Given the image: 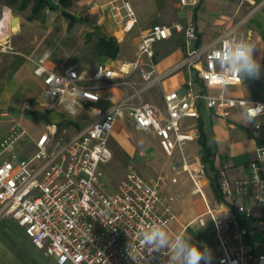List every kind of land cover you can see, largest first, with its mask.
<instances>
[{"label": "built area", "instance_id": "2783aa9c", "mask_svg": "<svg viewBox=\"0 0 264 264\" xmlns=\"http://www.w3.org/2000/svg\"><path fill=\"white\" fill-rule=\"evenodd\" d=\"M121 15L124 29L130 31L136 23L134 10L129 0L122 5L113 4ZM171 30L184 32L188 51L186 58L174 68L158 73L154 62L155 43L168 37ZM197 35L194 25L182 22L155 23L142 32L136 59L129 68H114L105 62L97 64L92 74L82 72L76 64L63 72L49 70L45 66L46 56L36 61L35 73L43 76L45 95L58 104L66 105L71 113L85 103H97L102 98L113 101L104 111L92 107L98 117L88 126L67 139V128L61 129L56 146L50 150L52 134L60 128L50 122L46 131L38 138L36 151L24 157L17 152V143L25 135L21 126L12 127L0 137V149L8 155L0 160V213L21 224L33 242L47 254L53 255L61 264H166L167 257L140 247L142 232L150 224L174 220L173 201L181 194L165 192L161 180L147 181L133 162L126 165V176L116 189H109L100 164L112 157L109 140L116 120L128 109L136 126L142 130L154 129L171 151L178 147L184 153L187 140L198 135V128L184 131L180 124L186 117H199L200 104L217 108L228 115L234 108H243L248 114L254 106L264 107V100H248L243 97L215 94L209 91L181 94L177 90L164 93L166 112L148 102H134L141 90L154 82L161 81L175 70L188 67L206 84L239 85L242 82L221 74L214 53L222 41L238 39L233 28H224L219 43L207 47H191L189 42ZM2 49L0 48V52ZM144 58H148L145 61ZM140 69L144 83L138 88L130 78L133 70ZM192 84V80L188 82ZM111 84L121 86L125 96L116 100L113 93L103 96V89ZM132 87L133 91H127ZM26 109L29 102L23 103ZM48 108H53L47 104ZM254 130L264 129V109H258L253 117ZM257 156L250 162L251 175L247 178L231 179L227 166L218 170V186L225 197L242 198L241 204L226 206L223 215L218 208L208 205L212 216L214 239L217 244L204 242L200 246L211 249L212 264H264V252H257L245 241L249 229L240 221V216L252 217L253 211L246 200L251 197L256 207L264 206V144L256 148ZM195 181L194 192L202 190L205 176L204 165L192 169L184 161ZM232 204V203H229ZM198 222L207 226L204 216ZM262 220L256 226H263ZM235 227V229H234ZM143 256L144 260L140 258ZM131 257H136L134 261Z\"/></svg>", "mask_w": 264, "mask_h": 264}, {"label": "crops", "instance_id": "0c3cea01", "mask_svg": "<svg viewBox=\"0 0 264 264\" xmlns=\"http://www.w3.org/2000/svg\"><path fill=\"white\" fill-rule=\"evenodd\" d=\"M58 1V0H57ZM55 1V2H57ZM136 18V23L130 31L124 29V22L121 15L126 9L122 7L120 14L113 9V4L122 5L123 0H73L67 8L76 20L71 23L69 17L60 12L68 19L67 28L73 29L76 24H80L79 34L87 35L95 32L96 39L93 46L100 37H114L120 46L117 57L97 56L94 62L75 59H67V55L62 53L61 59L55 58L53 48L48 51L39 52L37 56L16 52L10 49L11 46L17 48L18 34L23 29L24 21L20 14L13 12L7 4L0 8V116L6 117L0 120V137L5 135L12 127L21 126L25 129V135L17 143V152L22 156H32L37 148L38 138L46 131L50 122L58 123L60 128L52 134L49 145L50 150L56 146V142L61 135V129L66 127V137L71 138L77 132L88 126L98 117V113L92 111V107L104 111L110 107L113 101L102 98L97 103L88 102L83 106H78L75 113H71L66 105L58 104L45 95L44 78L35 73L36 61L46 56L45 66L49 70L63 72L66 67L76 64L79 69L87 74H92L100 62H105L114 68L120 66L127 67L136 59L138 43L142 32L155 23L182 22L184 25H194L197 35L189 44L191 47H207L212 43H219V37L224 28H233L238 39H244L254 46L253 56L261 65L259 78H246L239 85L206 84L196 74L195 70L188 67L175 70L164 77L161 81L154 82L150 86L141 90V96L134 98V102L148 101L165 114L166 106L164 93L177 90L184 94L188 91L200 92L209 91L215 94L243 97L248 100H264V0H129ZM50 10V9H48ZM54 11V10H51ZM17 16L18 23L13 25V17ZM4 39V40H1ZM86 40H91L86 36ZM188 43L184 32L171 30L168 37L158 40L155 43L154 62L158 73H163L180 64L187 56ZM48 53V54H45ZM34 56V58H33ZM148 61V58H144ZM130 78L136 81L139 88L144 79L140 69L131 72ZM192 80L190 85L188 82ZM127 91L132 92L133 88L128 87ZM113 93L116 100L125 96V91L121 86L111 84L107 89H103L101 94L107 96ZM29 102L31 108L26 109L24 102ZM51 104L53 108H48ZM254 119L249 117L243 108H234L228 115L222 114L217 108H210L200 104L199 117H186L181 120V128L186 131L191 128H198V135L187 140L184 146V153L176 147L169 150L164 139L154 130H142L138 128L134 119L126 109L116 120L109 140L112 157L108 162L100 164L104 174V180L109 189H116L119 182L125 178L128 162H133L143 178L149 182L161 180L162 188L165 192L173 194L179 188L170 189L177 183V178L181 173H186L188 179L192 181L190 193L200 194L194 201L197 204V211H192L191 202L173 201L175 218L170 224L169 236L174 237L180 232H187L195 224L202 227L198 222L199 216L209 215L210 224L203 226L202 231L191 230L192 242L198 247L208 240V227L212 226V216L208 212V205L221 210L223 215L225 205L241 204L242 198L225 197L218 186V170L227 166V171L231 179L247 178L251 175L250 162L257 156L256 148L264 144V129L256 132L253 127ZM200 128L203 131V139L207 147L211 150L210 159L205 163L202 160V138ZM131 130L152 134L156 138L162 150L171 159L160 160L156 150L149 147L145 140H134L130 134ZM8 155V151L2 152L0 149V160ZM198 170L200 164L206 166L205 176L202 179L203 193L194 192L195 181L191 176L187 166ZM113 164L115 174L108 175L104 166ZM173 170V177L168 180V172ZM219 189L220 195L216 189ZM206 187L211 190L213 199H209ZM172 188V187H171ZM180 192V191H178ZM241 199V200H240ZM251 197L246 200L253 215L250 218L240 216V221L264 222V209L257 214L258 208L251 202ZM232 203V204H229ZM264 227V224L261 228ZM235 229V227H234ZM207 233V234H206ZM214 238V235H213ZM0 264H61L53 255L47 254L40 249L25 232L24 227L15 219L0 213ZM71 264V263H65Z\"/></svg>", "mask_w": 264, "mask_h": 264}, {"label": "rangeland", "instance_id": "374dc122", "mask_svg": "<svg viewBox=\"0 0 264 264\" xmlns=\"http://www.w3.org/2000/svg\"><path fill=\"white\" fill-rule=\"evenodd\" d=\"M5 5V2L1 0L0 8L4 7ZM11 8L13 9V12H15L16 14L18 13L21 15V17H23L24 25L22 31H20V33L18 34L17 48L15 46H11L10 49H7L8 51L13 50L32 56V53L36 50V53L34 55L37 56L39 52H44L45 50L48 51V48H53V54L55 58L59 59H61L63 52L68 56L67 59L70 60L72 58H78L80 61L84 60L87 61V63H92L94 62L95 58H97V56L93 53V44L96 37L92 36L91 40H86V36H84V34L83 36L82 34H79L80 24H78V26L76 24L75 28L73 29H68L66 27L68 19L62 15L60 10L51 11L47 9L38 17L30 19V8L26 10H19L16 8V6H13ZM16 23H18V21ZM5 119L7 118L0 116V120ZM130 134L135 141L143 139L146 141V143L150 144L149 147L156 150L157 156L160 160L169 161L171 159V157H169L162 150L156 138L153 137L152 134H146L145 132H142L140 130L137 131L131 129ZM104 170L108 175L111 174L113 176L115 174V170H113V164L104 166ZM204 170L206 172L205 165ZM168 174L169 177L168 180H166L167 182L171 177H173V170L171 169ZM176 178L178 180L177 183L173 184L171 186L172 188L170 187V189L173 190V188L175 187L179 188L178 191H180L181 194L179 200L191 202L192 211L195 213L198 206L194 200L196 198H199L200 194L192 195L190 193L192 181L190 180V178L188 179L186 173H181L176 176ZM205 191L209 199H213L210 188L206 187ZM263 209L264 207L258 208L256 210L257 214H259ZM205 217L210 224L209 215H206ZM243 224L249 229L248 235H246L244 238L245 241L250 242L257 252H264V227L260 228L259 226H256L255 222H248L247 220H243ZM192 229H196V231H202L204 228L195 224ZM192 229L189 230V233H191ZM207 233L206 234L208 235V240L213 245H216L217 241L213 238L214 233L212 232L211 227H208Z\"/></svg>", "mask_w": 264, "mask_h": 264}, {"label": "clouds", "instance_id": "9594fccd", "mask_svg": "<svg viewBox=\"0 0 264 264\" xmlns=\"http://www.w3.org/2000/svg\"><path fill=\"white\" fill-rule=\"evenodd\" d=\"M254 46L244 39H226L222 41L221 47L214 53L221 74L235 77L243 82L246 78H259L261 65L254 59ZM261 106H254L248 112L249 120L257 114ZM205 222H203L202 227ZM140 247L149 255L153 253L163 254L167 257L166 264H212L213 253L211 249L204 247L203 251L197 244L192 242L191 234L180 232L174 237L169 236L167 222L150 224L142 232L139 241ZM137 261L136 257H131ZM144 260L143 256L140 258ZM145 264H147V261Z\"/></svg>", "mask_w": 264, "mask_h": 264}, {"label": "trees", "instance_id": "16d2710c", "mask_svg": "<svg viewBox=\"0 0 264 264\" xmlns=\"http://www.w3.org/2000/svg\"><path fill=\"white\" fill-rule=\"evenodd\" d=\"M1 1V0H0ZM5 4L10 7L16 6L19 10H26L30 8L29 18L33 19L41 15L47 9L50 10H61V12L70 18L71 23H74L76 20L75 16H73L70 12H68L67 8L72 4L73 0H58L55 2L54 0H3ZM95 32L87 33V37L91 38ZM94 52L98 56H111L117 57L120 52V46L118 41L114 37H100L95 43ZM200 137L202 138L203 148H202V160L205 163L210 159L211 150L206 146L205 141L203 139V131L200 128ZM217 193L220 195L218 186L216 189Z\"/></svg>", "mask_w": 264, "mask_h": 264}, {"label": "water", "instance_id": "95a60500", "mask_svg": "<svg viewBox=\"0 0 264 264\" xmlns=\"http://www.w3.org/2000/svg\"><path fill=\"white\" fill-rule=\"evenodd\" d=\"M17 19H18L17 16L13 17V25L15 24V22H17Z\"/></svg>", "mask_w": 264, "mask_h": 264}]
</instances>
